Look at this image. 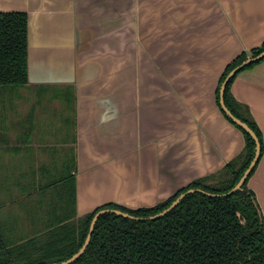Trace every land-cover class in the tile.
<instances>
[{"label":"crops","instance_id":"obj_1","mask_svg":"<svg viewBox=\"0 0 264 264\" xmlns=\"http://www.w3.org/2000/svg\"><path fill=\"white\" fill-rule=\"evenodd\" d=\"M10 11L29 16V84L0 91L1 112L12 108L0 143L5 184L43 146L53 152L42 177L72 176L71 145L79 216L112 202L152 207L244 149L217 90L227 65L264 42V0H0ZM231 90L264 141V61ZM27 91L30 105H18ZM20 178L32 191L16 201L44 193L36 177ZM248 186L264 219V152Z\"/></svg>","mask_w":264,"mask_h":264},{"label":"trees","instance_id":"obj_2","mask_svg":"<svg viewBox=\"0 0 264 264\" xmlns=\"http://www.w3.org/2000/svg\"><path fill=\"white\" fill-rule=\"evenodd\" d=\"M263 50L264 42L250 51H243L227 65L217 90L221 108L220 89L229 73ZM262 61L264 57L238 71L228 81L225 91L229 109L257 134L261 156L263 133L250 108L236 100L231 87L241 71ZM28 84L29 16L26 12H0V91L20 90ZM223 113L244 133L246 145L220 172L191 182L168 200L152 207L129 208L112 202L84 216H79L76 210V176L60 178L42 189L45 192L61 187L63 203L53 202L49 217L33 222L27 228L29 233L21 235L13 224H4L0 218V264H54L68 260L85 244L92 220L101 209H119L137 217H148L167 209L192 188L214 194L229 192L254 159L257 143L224 110ZM257 165L242 189L232 195L209 196L196 192L156 220H133L113 212L103 214L95 225L86 252L73 264H264V219L256 195L248 186ZM218 174L222 179L213 183L207 181ZM70 182H73L72 189ZM26 197L19 200V204H23L24 209H33L32 204L26 205L32 196ZM34 213H31L33 218L36 217Z\"/></svg>","mask_w":264,"mask_h":264},{"label":"rangeland","instance_id":"obj_3","mask_svg":"<svg viewBox=\"0 0 264 264\" xmlns=\"http://www.w3.org/2000/svg\"><path fill=\"white\" fill-rule=\"evenodd\" d=\"M30 97H31V94H30V92L27 91V93L26 92L23 93L22 98L15 99V102H17V100H20V102L18 103V105H19V104H22V102L28 101L26 103V106H29L31 99H32ZM2 107H3V104L1 106V100H0V143L2 141V137L4 136L3 134H5L4 131L2 130V126H3L2 124H3V122H7V120H4V119L7 115V113H9L12 109V108H9V106L8 107L4 106L3 112H1ZM14 109L16 110L14 116H17V110H19V107L16 105V106H14ZM14 121H9V122H10V124H13ZM9 122L6 123V125L9 124ZM42 126H43V129L46 128L45 132H47V134H48V132L50 131L48 124L45 126L43 123ZM66 128H68L69 130L72 131V127H70V125H68ZM12 133L15 134L16 130L13 129ZM12 133H10L11 136L13 135ZM65 147H68V149H67L66 155L63 156L64 159L66 158L69 160H73V166H75V154L73 153L72 157L68 154L69 147H71V145L65 146ZM43 148H45V149H43ZM43 148H41V149L37 148V149L31 150V152L29 153L30 156L28 157V159H25L24 161H22V169L19 171H15L16 170V167H15L14 170L10 172V174L13 173V176L6 177V180L9 178V180L6 181V184L4 183L5 178L0 175V180H1L0 189H2L3 186H5V188H3V190H5V193H2L0 191V204H2V206H1L2 211H0L1 219H2L4 224H10V225L13 224L15 226V228L17 230H19L21 235L29 233L28 232L29 230L27 228L31 224H33V222H36L39 218H41V217L42 218H48L49 217V215H50L49 211L52 208L53 202L58 204V205L63 203L62 199H61V196L63 195V194H61V192H63L62 191L63 189L61 187H57V189L54 187V189H51V192H48L49 189H47V191H45L44 193L42 191V192L38 193L36 196L34 195V197H31L30 200L27 201L26 205L32 204L33 209H29V208L24 209L23 204H19V202L16 201V198L19 199L27 193L31 194L29 192L32 191V189H29L28 192L23 193L18 188L19 182L22 184L20 174L25 173L29 179L36 177V179H39L41 182L40 183L41 188L44 185L48 186V184L50 182L54 181V179L53 178L51 179L50 176L42 177V173L40 172L41 166H48L47 163H50V153L53 152V150L51 149V146H47V147L43 146ZM64 159H63V163L65 162ZM70 166H71V163H70ZM75 170H76V168L73 167V171L71 172V174L73 176H75L74 175ZM8 172L9 171H5V173H8ZM58 179H59V177L57 178V180ZM220 179H222V176L220 174H218L215 178H210L207 181L213 183V182H216ZM72 185H73V182H70L69 186L71 187V189H72ZM59 186H61V185H59ZM9 189H10V195H9ZM71 194H72V192H71ZM65 196L67 197V195H65ZM64 203H66V202H64ZM40 206H42V209H39V208H41ZM35 209H36L37 214L34 213ZM40 210H42L41 213H40ZM31 213L32 214L34 213V215L36 217L33 218L31 216Z\"/></svg>","mask_w":264,"mask_h":264},{"label":"water","instance_id":"obj_4","mask_svg":"<svg viewBox=\"0 0 264 264\" xmlns=\"http://www.w3.org/2000/svg\"><path fill=\"white\" fill-rule=\"evenodd\" d=\"M264 57V50L258 54L257 56H251L249 57L247 60H245L242 64H240L239 66H237L236 68H234L229 75L227 76V78L225 79V81L223 82L221 89H220V103L222 106V109L227 113L228 116H230L234 122H236L238 125L242 126L246 131H248L256 140L257 143V148H256V154L254 159L252 160L251 164L249 165V167L247 168V170L245 171L244 175L242 176V178L239 180V182L237 183V185L231 189L229 192L224 193V194H214V193H210L208 191H205L201 188H192L187 190L186 192L182 193L172 204L170 207H168L167 209L163 210L160 213H157L155 215L152 216H148V217H137L134 216L130 213L124 212L122 210L119 209H101L100 211H98L96 213V215L94 216L92 223H91V227H90V232L87 236L86 242L83 245V247L76 253L74 254L71 258H69L68 260L61 262V263H54V264H73L75 263L77 260H79V258L81 256H83V254L86 252L91 239H92V234L94 232L95 229V225L98 221V219L105 213L108 212H113L116 213L118 215L127 217V218H131L133 220H140V221H147V220H156L159 218H162L163 216H165L170 210H172L174 207H176L187 195L196 193V192H201L204 194H207L209 196H229L232 195L233 193L239 191L242 189L243 185L245 184L247 178L250 176V174L252 173L253 169L255 168V166L257 165V163L259 162L260 156H261V143L259 141V138L257 136V134L255 133V131L244 121H242L240 118H238L237 116H235V114L229 109V107L227 106L226 102H225V91L227 88V84L228 81L236 75V73L238 71H240L241 69H243L244 67H246L247 65L261 59Z\"/></svg>","mask_w":264,"mask_h":264}]
</instances>
